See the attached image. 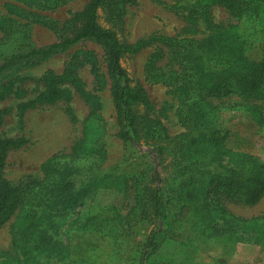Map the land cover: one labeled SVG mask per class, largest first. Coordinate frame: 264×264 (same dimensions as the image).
Wrapping results in <instances>:
<instances>
[{"label": "trees", "instance_id": "1", "mask_svg": "<svg viewBox=\"0 0 264 264\" xmlns=\"http://www.w3.org/2000/svg\"><path fill=\"white\" fill-rule=\"evenodd\" d=\"M11 1L4 2V13L0 10V102L13 92L16 72L35 67L79 42H95L105 56L116 136L134 151L143 152L139 147H148L146 152L153 154L158 165L160 161L166 162L178 173V216L169 208L172 198L164 201L161 187L152 186L136 188L130 213L124 217L117 215L118 227L109 236L115 241L121 237L122 244L128 242L125 239L129 228L127 219L136 222L138 218L151 217L154 221L155 228L144 242L129 249L135 264H147L165 241L175 238L177 229L178 237L181 236L182 207L205 205L219 195L251 206L264 196V163L255 156L224 146L225 134H218L223 129L218 119L219 106L213 104L230 96H237L240 101H264V60L251 58L247 53V39L236 31V25L215 23L211 12L212 6L222 4L238 17H258L264 15L263 0L178 2L172 7L178 12L185 11L192 25L198 21L205 24L206 36L195 37L191 35L194 32L174 36L154 34L133 43L121 41L113 30L99 24L98 13L111 0H88L63 22L51 24V29L60 32L58 40L40 47L30 39V23L45 24L35 10L56 8L69 0H15L22 5ZM132 1L121 0L124 4ZM153 45L156 51L146 64V71L155 82L171 86L172 92L178 94L177 113L184 130L175 136L169 134L144 87L131 84L121 65L124 56L138 54ZM160 57H166V63L157 67L159 73L154 74L155 62ZM43 81L46 88L43 98L47 103L56 101L62 94L60 84L77 86L74 70L70 68L62 75L48 74ZM78 92L90 104V115H95L96 95L85 92L82 87H78ZM6 113L0 110V127ZM13 144L0 136V229L13 219L9 248L0 249V264H48L46 258L67 260L69 246L59 238L63 227L56 221L65 219L83 204L82 193L76 187L79 168L63 166L49 158L40 166L41 179L12 185L3 170ZM81 147L75 144L73 152L79 154ZM152 171L155 180L160 174L157 169ZM126 180L118 179L114 186L125 190ZM219 211L228 224L238 221L247 229L245 232L253 231L264 242V227L258 221L238 219L223 207ZM197 216L209 231L213 219L204 213ZM86 219L82 228L93 225V218ZM74 220L68 225H78L79 221Z\"/></svg>", "mask_w": 264, "mask_h": 264}, {"label": "rangeland", "instance_id": "2", "mask_svg": "<svg viewBox=\"0 0 264 264\" xmlns=\"http://www.w3.org/2000/svg\"><path fill=\"white\" fill-rule=\"evenodd\" d=\"M5 1L0 0L3 13ZM87 1L69 0L56 8L35 10L44 18L45 24L40 21L30 23L32 43L40 47L57 41L60 32L51 29L50 25L63 22L70 14L82 9ZM183 1L133 0L124 4L121 0H111L99 11L98 22L126 43L154 34L174 36L194 32L191 35L195 37L206 36L205 24L198 21L192 25L185 11L178 12L172 7ZM11 2L22 5L15 0ZM211 12L215 23L236 25V31L247 39V53L251 58L264 60V15L238 17L222 4L212 6ZM155 51L153 45L138 54L126 55L121 59V65L131 84L144 87L169 134L175 136L184 130L177 113L178 94L172 92L171 86L155 82L146 71V64ZM165 63L166 57L157 59L152 73L158 74L157 67ZM67 68L74 70L77 86L60 84L62 94L56 101L47 103L43 98L46 90L43 78L48 74L62 75ZM16 76L13 92L0 102V110L7 112L0 136L14 143L7 153L5 178L15 186L39 180L42 178L40 166L49 158L63 166L78 167L80 173L76 187L82 193L83 204L65 219L56 221L63 227L59 238L69 246L70 256L67 260L46 258V262L135 264L129 249L144 242L155 228L154 221L151 217L138 218L136 222L127 219L129 228L125 239L128 242L122 244L121 237L115 241L109 236V232L118 227L117 215L124 217L130 213L136 188L152 186L161 187L164 201L167 197L172 198L169 208L178 216V173H174L173 167L166 162L160 161L158 165L153 154L146 152L148 147L140 146L143 152L134 151L116 136L115 111L102 47L92 41L79 42L49 56L35 67L16 72ZM78 87L96 95L95 115H90V104L80 97ZM213 104L219 106L218 119L223 129L218 134H225L224 146L255 156L264 163V101H240L237 96H230L213 101ZM75 144L82 145L79 154L73 152ZM153 169L160 174L155 180ZM124 178L128 186L119 190L114 186L116 180ZM220 207L238 219L258 221L257 224L264 227V196L251 206L220 195L205 205L190 204L180 210L181 236L178 237L177 229L175 238L165 241L147 264H264L263 240L254 236L253 231L245 232L247 229L238 221L228 224ZM202 213L213 219L209 231L198 219L197 215ZM86 218H93V225L82 228ZM74 219L79 221V226L68 225ZM12 221L0 229V249L9 248Z\"/></svg>", "mask_w": 264, "mask_h": 264}]
</instances>
